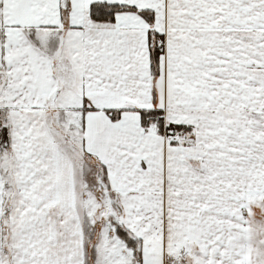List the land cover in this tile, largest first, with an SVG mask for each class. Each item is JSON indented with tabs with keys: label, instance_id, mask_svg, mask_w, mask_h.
<instances>
[{
	"label": "snow or ice",
	"instance_id": "obj_1",
	"mask_svg": "<svg viewBox=\"0 0 264 264\" xmlns=\"http://www.w3.org/2000/svg\"><path fill=\"white\" fill-rule=\"evenodd\" d=\"M0 264H264V0H0Z\"/></svg>",
	"mask_w": 264,
	"mask_h": 264
}]
</instances>
